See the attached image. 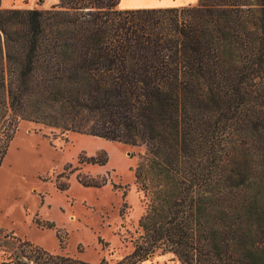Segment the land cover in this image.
<instances>
[{"label": "trees", "instance_id": "16d2710c", "mask_svg": "<svg viewBox=\"0 0 264 264\" xmlns=\"http://www.w3.org/2000/svg\"><path fill=\"white\" fill-rule=\"evenodd\" d=\"M119 4L0 0V165L20 121L145 147L143 233L114 264L156 252L183 264H264V0ZM12 237L13 264H110Z\"/></svg>", "mask_w": 264, "mask_h": 264}, {"label": "rangeland", "instance_id": "374dc122", "mask_svg": "<svg viewBox=\"0 0 264 264\" xmlns=\"http://www.w3.org/2000/svg\"><path fill=\"white\" fill-rule=\"evenodd\" d=\"M9 1L2 0L5 6L9 5ZM56 1L34 0L36 4L33 7ZM123 1L142 3L146 0ZM151 1L164 2L159 7L194 5L198 2ZM29 3L31 1L24 0L22 7H29ZM19 128H24L27 135L38 136L42 140H27L19 145L20 150L13 147L6 159L26 175L33 176L34 172L43 168L33 177L31 192L40 195L46 205L40 212L32 214V228L25 239L52 253L89 263L106 259L114 264L130 254L135 241L143 233L139 222L148 210V197L136 181V169L143 160L145 147L73 131L62 133L28 121H20ZM4 140L3 136L0 144ZM81 155H105L107 159L103 165L81 163ZM79 175L102 183L100 186H85L79 181ZM36 219L52 222L55 226L40 228L34 223ZM12 236L11 232L0 229V259L3 263H10L13 255L19 253L18 244ZM139 264L183 263L172 252H156Z\"/></svg>", "mask_w": 264, "mask_h": 264}, {"label": "crops", "instance_id": "0c3cea01", "mask_svg": "<svg viewBox=\"0 0 264 264\" xmlns=\"http://www.w3.org/2000/svg\"><path fill=\"white\" fill-rule=\"evenodd\" d=\"M24 0H10L9 5L5 6L1 0V7L3 8H24ZM29 7L33 8L34 0H29ZM58 0L55 2L57 3ZM55 3L49 5H42L38 8H49ZM164 4L162 1L157 3L151 0H146L142 3L136 2H125L120 0L119 7L121 9L131 8H148V7H159ZM168 4V3H165ZM182 6V5H180ZM166 7V6H165ZM17 142L18 140H20ZM27 140L39 141L42 140L38 136H29L26 134L24 128H19L13 134L12 138L8 143V147L0 165V229L6 232H11L14 236L25 238L27 233L32 228V214L40 212L44 206H46L40 197V195L32 194L33 177L37 173L43 171V168H39L34 175H26L24 171L13 166L6 158L12 152L13 147L20 150L19 145ZM0 264H13L3 263L0 259Z\"/></svg>", "mask_w": 264, "mask_h": 264}]
</instances>
